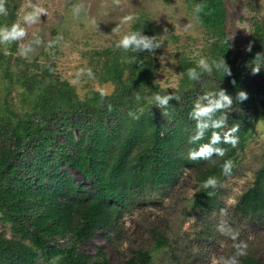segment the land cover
<instances>
[{
  "label": "trees",
  "instance_id": "obj_1",
  "mask_svg": "<svg viewBox=\"0 0 264 264\" xmlns=\"http://www.w3.org/2000/svg\"><path fill=\"white\" fill-rule=\"evenodd\" d=\"M199 5L203 11L197 18L213 40L210 60L224 57L231 77L215 70L210 76L183 58L178 67L183 74L178 90L165 92L155 75L159 48L113 51L101 63L100 77L115 84L114 92H91L86 100H80L69 83L52 80L46 71L35 76L26 70L18 77L23 89L19 113L8 101L0 108V214L17 236L8 239L0 233V264H38L40 257L46 263L110 264L102 249L90 254L83 246L96 233L111 228L135 191L146 185H173L186 167L199 170L200 185L210 176L219 178L224 161L245 147L252 136L251 120H258L259 107L264 109V65L256 75L246 66L255 53H264V22L256 26L252 52L244 63L231 58L225 43L224 0H200ZM5 6L8 15H0V26H11L16 20L14 0H6ZM130 31L154 36L146 21H138ZM189 68L197 69V80L189 79ZM7 73L15 78L9 68ZM219 88L233 98L227 124L229 128L240 125L236 133L239 143L236 147L223 142L216 145L227 150L223 157L191 160L189 151L208 143L211 130L203 140L189 143L196 132V122L189 114L200 96ZM239 91L247 92L248 99L238 101ZM156 94L178 99L161 107L154 100ZM129 111L138 118L130 117ZM69 167L86 183L77 182ZM255 178L238 204L247 216L264 213V164ZM217 201V188L200 187L194 208L210 210ZM165 246V238L158 237L155 249ZM153 259L154 251L134 250L119 264H153ZM246 263L256 264L252 260Z\"/></svg>",
  "mask_w": 264,
  "mask_h": 264
},
{
  "label": "rangeland",
  "instance_id": "obj_2",
  "mask_svg": "<svg viewBox=\"0 0 264 264\" xmlns=\"http://www.w3.org/2000/svg\"><path fill=\"white\" fill-rule=\"evenodd\" d=\"M81 2L85 9L75 17L72 8ZM199 2L128 0L131 7L121 11L110 6L101 7L102 0H14L15 23L23 24V15L31 11L29 3L43 7L47 15H41L37 24L23 25L27 35L22 41L0 44V108L8 101L19 113L17 105L23 89L18 77L21 75L22 78L26 70L35 76L46 71L52 80L69 83L80 100H86L91 92L110 95L115 84L101 79V63L118 50L116 42L140 20L152 26L160 43L155 55L156 82L165 92L178 90L183 77L178 67L183 58L197 65L201 57L210 60L212 37L194 13ZM107 3L110 5L111 0ZM224 4L226 33L227 36L234 35L231 58L247 63L245 48L253 41L256 26L264 22V0H224ZM124 15H131L133 19L121 25V31L113 32ZM188 24L192 26L186 28ZM20 44L31 45L33 51L27 58L18 55ZM7 68L15 78L8 75ZM82 68H90L93 76L90 78L85 72L77 79ZM253 120L251 138L231 159L234 163L231 175L218 178L215 207L210 210L194 208L200 188L199 170L186 167L173 185H146L135 191L111 228L96 233L92 241L83 246L84 251L95 254L102 249L110 264H119L134 250L154 251L153 264H211L214 256L227 257L235 252L233 241L217 231V224L223 219L239 233L238 240L249 245L247 255L239 258L240 264H247V260L264 264V213L247 216L238 209L242 194L254 184L256 174L264 164L262 107H259L258 120ZM68 171L77 182L86 183L77 171L70 167ZM0 233L8 239L17 238L11 224L4 222L1 214ZM158 237L167 241V246L160 250L155 249ZM38 264L57 263H46L40 257Z\"/></svg>",
  "mask_w": 264,
  "mask_h": 264
},
{
  "label": "clouds",
  "instance_id": "obj_3",
  "mask_svg": "<svg viewBox=\"0 0 264 264\" xmlns=\"http://www.w3.org/2000/svg\"><path fill=\"white\" fill-rule=\"evenodd\" d=\"M6 0H0V15L7 16L8 11L6 8ZM112 7L114 9H120L124 11L125 8L131 7L128 3V0H111V4L107 3V0H102L101 7ZM31 11L25 12L23 15V24L20 22L13 23L11 26L4 25L0 26V44L7 45L12 42L22 41L26 35L27 31L23 25L31 26L37 24L40 20L41 15H47L46 9L35 4L29 3ZM85 9L84 3H78L73 6L72 12L75 17H78L81 12ZM203 11L202 5H196L194 8V13L197 15ZM133 19L131 15H124L121 20V24L113 28V32L121 31V25L130 22ZM97 26V25H96ZM191 24L186 25V28L191 27ZM166 32L167 29H164ZM57 39H62V37H57ZM234 39V35H229L225 43L228 47H232L229 44V41ZM116 48L123 49L125 51H142L148 50L150 52L154 51L156 48L160 47V43L156 36H145L142 35L140 31H128L121 36V38L116 42ZM33 51L31 45L20 44L18 47V55L24 58H27L29 54ZM245 51L252 52V43L246 46ZM7 54V52H6ZM133 62V61H129ZM252 63L246 65L250 68L251 74L256 75L260 72L262 65H264V53L257 52L255 53ZM198 67L203 69L209 75L212 74L213 70L222 73L223 76L231 77L232 70L230 65L226 62L224 57L220 59H211L207 57H201L198 61ZM91 78L93 76L92 70L90 68L80 69L77 73V79L84 73ZM187 75L191 80H197L198 73L196 68H189L187 70ZM74 83L76 81H73ZM235 85L236 81L233 79L231 81ZM178 99V97L165 95L161 96L156 94L154 100L161 107H166L169 100ZM236 99L240 102H243L248 99V94L245 91H239L237 93ZM136 100H140V96H136ZM233 98L227 94L226 89L219 88L218 90L206 91L202 96H200L194 103L192 111L190 112V117L195 120V135L190 136L189 143L194 144L197 141L203 140L205 133L208 130H211V136L208 143H202L198 148L189 151V159L191 160H210L213 155L223 157L226 154V149L222 147H217L216 145L221 142L225 144H230L232 147H236L239 143V138L236 133L239 131L240 125L234 124L232 127H228V113L232 110ZM108 110H112V106L108 105ZM165 115L168 113L165 112ZM128 115L134 119L138 117L132 112L129 111ZM227 129L226 131H222ZM222 174L224 176H229L232 173L234 168V163L231 159L225 160L221 165ZM219 185L218 178L215 176H210L204 180L200 187L203 189H215ZM209 196L213 193L209 192ZM221 214L224 215V210H221ZM195 222V218L192 219ZM217 231L222 235L229 237L233 241V247L235 249L234 254L231 256H220L213 257L211 264H240L239 258L246 256L248 252L249 245L244 240H238L239 233L233 231L223 219L217 224Z\"/></svg>",
  "mask_w": 264,
  "mask_h": 264
}]
</instances>
